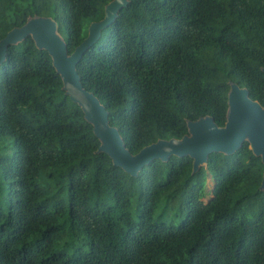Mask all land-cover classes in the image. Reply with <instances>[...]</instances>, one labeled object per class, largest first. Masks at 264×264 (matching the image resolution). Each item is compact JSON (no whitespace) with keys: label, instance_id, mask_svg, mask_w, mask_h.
Masks as SVG:
<instances>
[{"label":"trees","instance_id":"obj_1","mask_svg":"<svg viewBox=\"0 0 264 264\" xmlns=\"http://www.w3.org/2000/svg\"><path fill=\"white\" fill-rule=\"evenodd\" d=\"M110 1L0 0V39L50 17L70 54ZM263 68L264 0H128L76 66L132 154L200 117L224 126L229 81L264 105ZM0 142V264H264V164L247 141L194 172L171 155L133 176L97 151L30 35L0 64Z\"/></svg>","mask_w":264,"mask_h":264},{"label":"water","instance_id":"obj_2","mask_svg":"<svg viewBox=\"0 0 264 264\" xmlns=\"http://www.w3.org/2000/svg\"><path fill=\"white\" fill-rule=\"evenodd\" d=\"M127 3L128 0H111L107 3L104 17L89 24L87 37L70 54L65 41L57 33L54 20L37 15L29 17L25 24L12 28L0 39V64L5 60L10 44H16L30 35L35 45L51 56L52 64L62 78L65 93L80 106L84 118L92 124L93 132L100 140L97 151L107 153L115 165L133 176L152 160L158 158L166 161L171 155L193 158L194 172L206 165L210 153L232 154L244 141L249 143V148L261 157L264 164V105L252 100L248 90L233 81H229L224 126H218L211 116L200 117L187 122L189 134L180 139L157 140L136 154L126 148L117 128L109 124L106 108L92 92L83 88L76 66L84 53L100 38L102 30L114 22L120 9ZM260 188H264V171Z\"/></svg>","mask_w":264,"mask_h":264},{"label":"rangeland","instance_id":"obj_3","mask_svg":"<svg viewBox=\"0 0 264 264\" xmlns=\"http://www.w3.org/2000/svg\"><path fill=\"white\" fill-rule=\"evenodd\" d=\"M88 35V34H87ZM9 138H6V142L7 144L9 143ZM1 144V142H0ZM202 166H205V165H202ZM214 185V182L210 176V174L208 173L207 174V177H206V183H205V193H206V196L203 198V201L204 202H207L210 198H211V190H212V187ZM0 186H1V178H0Z\"/></svg>","mask_w":264,"mask_h":264},{"label":"bare ground","instance_id":"obj_4","mask_svg":"<svg viewBox=\"0 0 264 264\" xmlns=\"http://www.w3.org/2000/svg\"><path fill=\"white\" fill-rule=\"evenodd\" d=\"M203 163V162H202Z\"/></svg>","mask_w":264,"mask_h":264}]
</instances>
